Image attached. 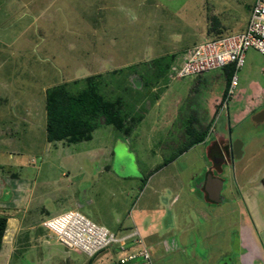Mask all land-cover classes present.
<instances>
[{
    "label": "rangeland",
    "instance_id": "rangeland-1",
    "mask_svg": "<svg viewBox=\"0 0 264 264\" xmlns=\"http://www.w3.org/2000/svg\"><path fill=\"white\" fill-rule=\"evenodd\" d=\"M254 1L0 0V182L6 183L4 188L0 184V198L8 200L23 188L31 191L28 216L13 239L8 233L16 220L6 226L9 244L2 243L0 264H96L101 249L115 243L89 261L86 253L48 234L41 218L75 208L113 231L110 216L117 212L125 217L141 193L143 183L135 177L141 172L143 179L152 165L186 144L190 123L181 117H187L184 107L192 102L191 109L201 112L197 128L207 140L191 151L199 157L193 168L201 171L200 179L206 177L204 167L211 165L205 146L212 139L236 146L219 171L224 180L220 209L233 207V219L231 226H221V217L211 219L209 242L202 245L198 238L186 244L183 253L170 255L168 264H241L246 252L250 263L264 264L255 248L250 251L243 244L242 215L236 210L242 204L241 190L247 188L249 217L264 248V118H254L264 109V55L253 46L246 50L237 69L238 85L227 98L222 93L224 68L182 77L170 71L196 42L241 30ZM171 53L175 56L169 61ZM159 55L166 56L162 64L169 61V66L161 69L151 63ZM95 72L103 75L100 89L108 97L122 95L124 106L130 113H143L142 119L129 134L98 122L90 139L47 140L46 87ZM208 106L214 109L207 112ZM212 148L211 154L223 151L219 145ZM129 187L133 189L127 194ZM84 198L86 204L77 203ZM188 212L192 223L198 222L197 211ZM191 235L192 229L186 236ZM192 251L200 258H190ZM120 253L113 252L112 258L118 261Z\"/></svg>",
    "mask_w": 264,
    "mask_h": 264
},
{
    "label": "crops",
    "instance_id": "crops-1",
    "mask_svg": "<svg viewBox=\"0 0 264 264\" xmlns=\"http://www.w3.org/2000/svg\"><path fill=\"white\" fill-rule=\"evenodd\" d=\"M225 89L226 85L222 91V93L224 92V95ZM239 95L240 92H238L236 96ZM217 101L218 97L214 99V105L215 103H217ZM191 105H194L193 102L190 103V105L184 107V113L187 117H181V121L190 123L191 126L197 128L201 124V122L197 120L198 113L200 114L201 112L196 111L195 109L192 110ZM212 109H214V107L210 108L208 106L207 112H211ZM205 111L206 110H204V112ZM117 136H120V134L118 133ZM120 139L125 141L124 147H128V141L122 137ZM205 141H207L206 137L202 141L192 144L187 149H185L181 153H178L177 155H173L171 153L168 156H165L163 160H169L164 164H161V162L163 161L162 160L161 162L152 165L149 169L148 175L145 176L143 179L141 177V172L135 177H138L139 179L141 178L140 183H143V187L140 188L142 189L140 195H137L136 198L132 200L131 206H129L126 210V213H128L130 216V221L126 220L128 214H126L125 217H121L119 214H117V212H114L113 217L112 215H109V223L111 224V226L114 227L113 231L117 233H122L123 231L135 227L131 231L137 229L139 235L142 238V242L130 241L127 243L125 249H120L117 244H113L111 249H104L103 251L101 249V254L96 264H168V261L170 260V255L173 252H179V250L183 253L185 251L186 244L191 243L193 241L196 242L198 241V238L200 239L199 242L202 245L209 242L207 240L210 239L209 237L211 236L212 231L208 229V223L210 224L211 219H217V217H221V221L223 222L221 226L226 224H228V226L231 225L232 213L234 208H228L226 206V208L228 209L221 210L220 206L221 204H223L221 202V199L215 201L211 200L208 197V193L205 189L206 177L201 180V171L196 172L193 168L194 163L199 160V157L191 151L194 150L196 145ZM228 142L230 141H227V139H221L219 137L212 139L205 146L207 154L206 158L211 161V165H206L203 169V172L206 174L209 170L212 172L213 175L218 176L222 179L220 195L222 192L224 180L220 176L219 171L222 170V163L224 161L229 160V156L232 153V145ZM214 144L215 146L219 145L223 147V151L220 153L216 152L215 154H211V152L213 151L212 146ZM126 150H128V148ZM216 154L222 158H218ZM173 164L177 166V170H168V168ZM98 167L101 168V165H98ZM212 169H214L215 172H213ZM122 176L128 177L124 175ZM0 184L1 186H3V188L4 186H6V183H4L3 185V183L0 182ZM132 189L133 187L127 188V194H129ZM247 191V188H245L244 191L241 190L243 200L240 201L242 204L239 208H237L239 212L241 211L242 214H245L243 201H247L249 194V191L248 193ZM30 193L31 191H28V188H23L9 196L8 200H1L0 198V213L8 214L7 225H10L12 219L16 220V222L13 223L15 227H10V232L8 233V237H10V239H13L15 235V230L20 227V224L25 222V219L28 216L27 206L29 203ZM88 198L79 200L77 203L80 205H84L86 204L85 201H87ZM125 199H127V197H125ZM207 203L209 205L215 204V207L206 208L205 205ZM189 209H192L193 211L196 210L199 214V220L195 224L192 223L190 213L188 212ZM41 210L43 212L48 213L46 210H44V208H42ZM14 212H17L16 216H13ZM201 216L203 217V222L205 221L204 225L203 223L201 224ZM46 217L43 216L41 218V221ZM206 221H208L207 224ZM103 224L108 226L106 222H103ZM137 224L139 226H137ZM7 228L3 236V244H9L6 239V232L8 230ZM13 228L15 229L13 230ZM191 229L193 230V236L191 235L192 237L190 236L187 238L186 235ZM221 231L226 233L225 230L221 229ZM46 241L49 243L48 239H46ZM10 247L11 249H13V245H11ZM144 247H146L149 251L150 261L145 260L140 254L136 255L132 259L126 260L123 263H120L119 259L118 261H116L114 258H112V254L115 251H120V257H123L131 252H139ZM11 252L12 251H10L8 245L6 254L7 257L11 256ZM95 254H93L92 256L88 255V260L91 261ZM193 255L196 258H200L199 255L196 256L197 254H194V251L188 254L190 258H192ZM87 262L88 261L86 260L85 263L87 264Z\"/></svg>",
    "mask_w": 264,
    "mask_h": 264
},
{
    "label": "built area",
    "instance_id": "built-area-1",
    "mask_svg": "<svg viewBox=\"0 0 264 264\" xmlns=\"http://www.w3.org/2000/svg\"><path fill=\"white\" fill-rule=\"evenodd\" d=\"M250 46L257 48L264 55V0L254 1L245 27L241 30L205 38L188 47L182 59L170 65L171 75H196L232 63L234 69L226 88L227 98L238 83L237 69L243 64L246 50ZM41 224L56 241L69 248H79L89 256L112 243L117 244L120 249H125L130 241L142 242L137 229L117 234L75 208H68L46 217ZM138 254L150 261L149 251L144 247L139 252L120 257L119 262L123 263Z\"/></svg>",
    "mask_w": 264,
    "mask_h": 264
},
{
    "label": "trees",
    "instance_id": "trees-1",
    "mask_svg": "<svg viewBox=\"0 0 264 264\" xmlns=\"http://www.w3.org/2000/svg\"><path fill=\"white\" fill-rule=\"evenodd\" d=\"M174 56V53L169 54V61ZM164 58H166L165 55L156 56L151 63H155L156 68L161 67L162 69L163 66H169L170 63L167 61L162 64ZM222 68L227 73V88L234 65L231 63ZM102 76L101 72H95L46 87L45 129L47 140H64L70 143L90 139L98 122L111 123L123 134L131 132L135 124L142 119L143 113H130V110L124 106L122 95L108 97L100 89L103 82ZM185 130L187 142L173 155L181 153L192 144L205 138L204 130L197 129L191 124ZM196 131H198V134H192ZM168 160L164 159L161 164L166 163ZM7 220L8 214L0 213V250Z\"/></svg>",
    "mask_w": 264,
    "mask_h": 264
},
{
    "label": "flooded vegetation",
    "instance_id": "flooded-vegetation-1",
    "mask_svg": "<svg viewBox=\"0 0 264 264\" xmlns=\"http://www.w3.org/2000/svg\"><path fill=\"white\" fill-rule=\"evenodd\" d=\"M232 152L233 150H236V146L235 144H232ZM264 175L261 177V181L264 185V181H263ZM243 206H244V210H245V218H243V214L242 215V225L240 227V234L242 236V242L243 244H245V242H247L246 244H248L251 248L250 251H252L254 248L256 249V252L260 254V257H262L264 259V248L262 246L261 240L259 238V236L257 237L256 233H255V229L253 227V223L251 221V218L249 217V211H248V204L246 201H243ZM237 212H239L238 209H236ZM240 214V213H239ZM232 219H233V213H232ZM240 219V218H239ZM232 224V221H231ZM231 226V225H230ZM249 252L246 253H242L241 255V264H252L250 263V260L247 258ZM258 256V254H257Z\"/></svg>",
    "mask_w": 264,
    "mask_h": 264
},
{
    "label": "water",
    "instance_id": "water-1",
    "mask_svg": "<svg viewBox=\"0 0 264 264\" xmlns=\"http://www.w3.org/2000/svg\"><path fill=\"white\" fill-rule=\"evenodd\" d=\"M255 119H263L264 118V109L261 111L257 112L256 115L254 116ZM216 156H218L216 154ZM218 158H222L219 157ZM222 186V179L218 176H215L212 174L211 171H207L206 173V179H205V189L208 193V197L211 200L218 201L221 199L220 196V189Z\"/></svg>",
    "mask_w": 264,
    "mask_h": 264
},
{
    "label": "bare ground",
    "instance_id": "bare-ground-1",
    "mask_svg": "<svg viewBox=\"0 0 264 264\" xmlns=\"http://www.w3.org/2000/svg\"><path fill=\"white\" fill-rule=\"evenodd\" d=\"M70 248H73V249H76V247H70ZM77 249H79V248H77ZM79 250H81V249H79ZM82 251V250H81ZM82 252H84V251H82ZM85 253V252H84ZM87 254V253H86ZM88 255V254H87Z\"/></svg>",
    "mask_w": 264,
    "mask_h": 264
}]
</instances>
